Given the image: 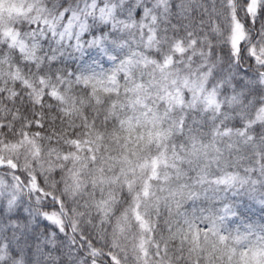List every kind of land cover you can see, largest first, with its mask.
<instances>
[{
	"label": "snow or ice",
	"instance_id": "1",
	"mask_svg": "<svg viewBox=\"0 0 264 264\" xmlns=\"http://www.w3.org/2000/svg\"><path fill=\"white\" fill-rule=\"evenodd\" d=\"M0 264H264V0H0Z\"/></svg>",
	"mask_w": 264,
	"mask_h": 264
}]
</instances>
